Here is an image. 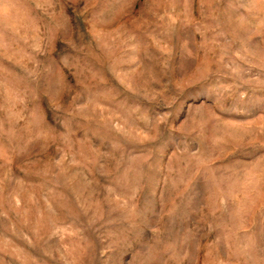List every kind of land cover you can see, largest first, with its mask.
<instances>
[{"label":"rangeland","instance_id":"obj_1","mask_svg":"<svg viewBox=\"0 0 264 264\" xmlns=\"http://www.w3.org/2000/svg\"><path fill=\"white\" fill-rule=\"evenodd\" d=\"M0 264H264V0H0Z\"/></svg>","mask_w":264,"mask_h":264}]
</instances>
